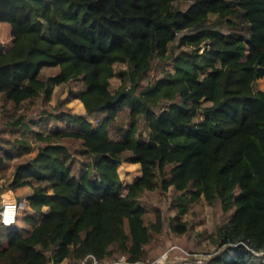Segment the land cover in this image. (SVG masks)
I'll return each mask as SVG.
<instances>
[{
    "label": "trees",
    "instance_id": "obj_1",
    "mask_svg": "<svg viewBox=\"0 0 264 264\" xmlns=\"http://www.w3.org/2000/svg\"><path fill=\"white\" fill-rule=\"evenodd\" d=\"M0 28V144L33 132L1 151L0 180L27 155L7 190L31 188L34 212L25 234L1 226L0 264L147 263L166 218L156 210L147 220L140 202L157 189L178 194L168 224L178 236L189 232L190 204L220 207L206 264H264V0H0ZM75 81L83 87L71 98L87 117L64 110L27 121L26 104L43 107ZM51 119L65 127L49 129ZM40 123L48 128L32 131ZM33 142H43L36 153ZM123 163L141 166L129 186Z\"/></svg>",
    "mask_w": 264,
    "mask_h": 264
},
{
    "label": "rangeland",
    "instance_id": "obj_2",
    "mask_svg": "<svg viewBox=\"0 0 264 264\" xmlns=\"http://www.w3.org/2000/svg\"><path fill=\"white\" fill-rule=\"evenodd\" d=\"M186 5V3H183V8L186 7ZM7 37L8 33L5 32L4 29L0 28V41L6 43ZM170 63L171 62H168L165 65V69L174 73V67ZM156 68L151 72L152 77L157 75ZM56 73L57 70L54 69L44 71L45 77L55 75ZM146 84L147 82H145V85ZM119 86L120 81L118 79H115L111 82V89L113 92H115ZM82 87V82H71L66 86L56 88L49 104H46L43 107L39 105L33 106L31 104H26L24 113L27 117V121L30 122L31 120L38 119L43 120L47 117V114H44L46 112L56 114L64 110H70L72 114L79 115L81 117H87L83 103L79 99L71 98V95L73 93H79ZM258 88L264 91V80L258 82ZM129 111V106H125L120 111L118 120L121 123L127 119ZM3 112V103L0 102V131L5 129L4 131L8 132L5 121H3ZM88 119L94 124L97 123L95 117H89ZM44 124L45 123H40L38 126L32 125V131L41 132L47 129L48 126H45ZM58 125L60 129L65 127V123L60 124L58 120L51 119L49 129H55ZM115 132L116 131L112 129V134ZM140 133L144 139H148V130L144 123H141ZM22 134H27L30 139L33 138V132L31 133L30 130L27 131L24 128L17 132L14 137H11L8 133L2 135L5 139V142L0 144V154L2 150H7L8 142H13L14 139H19ZM41 143L43 142H33L35 153L38 151V147L41 145ZM74 151L77 153L79 149L74 148ZM78 158L81 162L88 161V159L82 155H79ZM26 159H29L27 155H25L24 158L16 159L14 162H11L6 172L2 174V176H4L0 180V190L5 189V192L2 194L3 196L0 205L3 206L5 204H16L19 206L20 211L18 222L14 228L21 230L24 234L31 229L29 217L32 216L34 212L27 205V197L32 194L33 190L31 188L25 187L13 192H9L7 189L9 188L15 175V164L19 161H25ZM118 173L123 185L129 186L141 176V166L139 164L123 163L118 166ZM177 196V192L173 189L169 190L168 192H163L161 189H157L154 192H148L144 194L143 198L141 199L140 203L148 209L147 220H152L154 218V212L156 210H161L166 218V226L162 235L155 238L154 242L147 247V264H153V262L155 263L167 253L168 255L165 256V258L167 257L166 260L161 264L195 263V255H203L207 257L209 261L213 255L217 254V244L215 241L217 240L218 227L222 223L223 215L220 207L217 205L210 206L203 200L197 204H190L188 206V212L182 218V221L188 224L189 232L186 235L178 236L171 232L170 228L168 227L172 217H175L178 214V210L173 206V202ZM1 226L2 225L0 223V233L2 231ZM175 248L178 250L181 249L180 251L182 254L174 257L172 253ZM191 255L194 256L192 257ZM116 257L118 256H115V258Z\"/></svg>",
    "mask_w": 264,
    "mask_h": 264
},
{
    "label": "built area",
    "instance_id": "obj_3",
    "mask_svg": "<svg viewBox=\"0 0 264 264\" xmlns=\"http://www.w3.org/2000/svg\"><path fill=\"white\" fill-rule=\"evenodd\" d=\"M19 211L20 208L16 204H5L3 206L0 205V223L2 227L7 229L14 228L18 222ZM167 255L168 253L165 254L161 259H159L155 263L153 262V264L163 263L166 260L167 257L165 258V256ZM194 260L196 264H206L208 262V258L203 255H199V256L195 255ZM87 262H89V264H134V263H128L125 257H121L117 261L112 263L101 261L94 257H91L90 259L87 260ZM140 264H147V263H140Z\"/></svg>",
    "mask_w": 264,
    "mask_h": 264
}]
</instances>
